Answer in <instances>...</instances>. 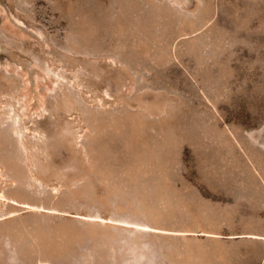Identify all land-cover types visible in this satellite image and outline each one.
<instances>
[{
    "label": "rangeland",
    "instance_id": "1",
    "mask_svg": "<svg viewBox=\"0 0 264 264\" xmlns=\"http://www.w3.org/2000/svg\"><path fill=\"white\" fill-rule=\"evenodd\" d=\"M0 0V264H264V0Z\"/></svg>",
    "mask_w": 264,
    "mask_h": 264
},
{
    "label": "bare ground",
    "instance_id": "2",
    "mask_svg": "<svg viewBox=\"0 0 264 264\" xmlns=\"http://www.w3.org/2000/svg\"><path fill=\"white\" fill-rule=\"evenodd\" d=\"M185 1H186V2L189 1V3H190L191 0H185ZM185 1H184V2H185ZM0 198H9V197H7L6 195L2 194V195L0 196Z\"/></svg>",
    "mask_w": 264,
    "mask_h": 264
}]
</instances>
